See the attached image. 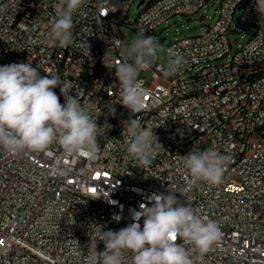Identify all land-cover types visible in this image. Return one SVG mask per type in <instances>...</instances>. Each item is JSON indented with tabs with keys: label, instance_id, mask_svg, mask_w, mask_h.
<instances>
[{
	"label": "built area",
	"instance_id": "built-area-1",
	"mask_svg": "<svg viewBox=\"0 0 264 264\" xmlns=\"http://www.w3.org/2000/svg\"><path fill=\"white\" fill-rule=\"evenodd\" d=\"M137 1L84 0L73 15V43L62 48L49 44L59 0H0V66L31 58L41 76L71 82L69 94L81 92V104L94 119L102 113L98 125L112 126L98 136L95 160L68 156L58 144L45 152L0 149V264H85L91 238L94 243L101 230L126 227L131 209L169 190L221 228L223 235L203 264H264V138H256L264 124V16L256 0H144L146 9L131 24L128 15ZM211 1L215 14L208 37H185L166 46L167 60L169 49L187 60L178 75L164 76L157 52L151 68L141 72H152L153 83L147 86L139 76L146 91L144 109L128 112L118 103L115 69L104 63L119 60L125 46L122 28L158 40L162 24L191 17ZM241 4L243 15L234 25ZM233 33L250 36L229 59ZM63 60H71V67H63ZM247 72H257V79H247ZM209 81H217V88L199 97ZM184 90H195V97H184ZM54 91L63 104L59 88ZM173 95H180L179 105L147 117L151 101ZM110 102L115 116L108 115ZM130 118L154 127L162 145L149 166L127 153L128 139L121 133L122 122ZM194 147L231 157L222 183L189 186L180 156ZM103 250L98 241L97 251Z\"/></svg>",
	"mask_w": 264,
	"mask_h": 264
},
{
	"label": "clouds",
	"instance_id": "clouds-1",
	"mask_svg": "<svg viewBox=\"0 0 264 264\" xmlns=\"http://www.w3.org/2000/svg\"><path fill=\"white\" fill-rule=\"evenodd\" d=\"M83 3L84 0H59L50 24V45L64 48L73 43V15ZM256 7L264 16V0H256ZM160 47L154 36L138 32L130 44L121 48L122 61L112 63L104 59L105 67L115 69L120 84L118 103L130 113L144 109L146 91L139 76L151 68ZM167 55L164 76L178 75L187 64L185 56L173 49ZM30 60L0 66V149L11 154L45 152L58 144L68 156L95 160L100 153L98 136L112 126L107 122L98 125L102 113L94 119L81 104V92L69 94L71 82H62L58 76H41L39 67H34ZM56 88L64 98L63 104L54 91ZM112 104L108 105V115L115 116ZM153 128L134 118L122 122L121 135L128 139L127 153L139 165H151L156 148L162 147ZM180 158L189 173L190 187L201 181L210 185L222 183L231 159L211 147H194ZM176 193H153L148 204L141 203L138 211L130 210L132 222L126 227L101 230L94 243L91 238L85 264H126L129 255L127 264H203L223 233L217 222L201 216L188 203L181 204ZM113 219L119 222L121 217L116 215ZM98 241L103 242V251H97Z\"/></svg>",
	"mask_w": 264,
	"mask_h": 264
},
{
	"label": "rangeland",
	"instance_id": "rangeland-1",
	"mask_svg": "<svg viewBox=\"0 0 264 264\" xmlns=\"http://www.w3.org/2000/svg\"><path fill=\"white\" fill-rule=\"evenodd\" d=\"M141 0L134 3L131 7V10L128 15L129 22L133 24L138 18L139 14L145 9V6L137 9L138 4ZM244 4H241L236 11L234 18V25H236L244 11ZM215 14V7L212 5V1L203 8L200 12L191 17L178 16L170 19L167 23L162 24L158 30V40L165 39L163 44H160L161 47L158 50L160 57V62L163 65L164 69L167 66V57L165 54L166 46L183 39L185 37L199 36L203 35L207 30L210 22ZM208 15V16H207ZM207 16V17H206ZM122 34L125 40V46L130 44L132 40L136 37V33L126 27L122 28ZM250 34L247 33H233L230 37L232 42V50L229 54V59L240 49V47L246 43ZM140 79L145 80L146 85L150 86L153 83L152 72H143L140 74Z\"/></svg>",
	"mask_w": 264,
	"mask_h": 264
},
{
	"label": "bare ground",
	"instance_id": "bare-ground-1",
	"mask_svg": "<svg viewBox=\"0 0 264 264\" xmlns=\"http://www.w3.org/2000/svg\"><path fill=\"white\" fill-rule=\"evenodd\" d=\"M164 0H148V4H158ZM146 9V2L143 3ZM142 6V7H143ZM208 37V30L203 34L196 36V40H204ZM124 57L119 56V60L122 61ZM63 67H71V60H63ZM261 77H264V68L261 69ZM247 79H257V72H247ZM211 88H217V81H209V87H202L199 90V97H206L211 95ZM184 97L194 98L195 90H184ZM180 104V95H173L167 97L157 98L155 101H151L148 104L147 117H154L156 112H160L163 108H168ZM256 138H264V124L263 129L256 130ZM139 210V209H135ZM129 221H132L129 212Z\"/></svg>",
	"mask_w": 264,
	"mask_h": 264
},
{
	"label": "water",
	"instance_id": "water-1",
	"mask_svg": "<svg viewBox=\"0 0 264 264\" xmlns=\"http://www.w3.org/2000/svg\"><path fill=\"white\" fill-rule=\"evenodd\" d=\"M143 3H144V0H142V1L138 4L137 9H140V8L143 6ZM164 41H165V39H162L160 43L163 44Z\"/></svg>",
	"mask_w": 264,
	"mask_h": 264
}]
</instances>
